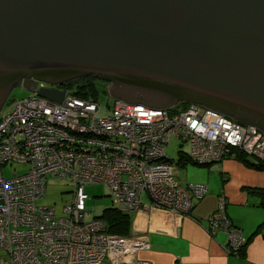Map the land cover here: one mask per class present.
I'll return each instance as SVG.
<instances>
[{
	"label": "built area",
	"instance_id": "1",
	"mask_svg": "<svg viewBox=\"0 0 264 264\" xmlns=\"http://www.w3.org/2000/svg\"><path fill=\"white\" fill-rule=\"evenodd\" d=\"M55 88L64 92L60 103L33 93L0 110V264H149L137 257L150 249L145 236L105 233L97 217L85 220L87 184H106L125 212L140 208L145 197L157 209L189 214L207 188L175 179L178 160L165 153L171 138L187 143L185 155L197 164L239 154L264 159V131L202 105L155 109L107 94L106 114L97 98ZM13 163L27 169L6 178L2 168ZM48 174L72 182L60 216L37 203ZM217 200L207 228L225 232L228 250L240 252L241 230L227 218L225 195Z\"/></svg>",
	"mask_w": 264,
	"mask_h": 264
},
{
	"label": "water",
	"instance_id": "2",
	"mask_svg": "<svg viewBox=\"0 0 264 264\" xmlns=\"http://www.w3.org/2000/svg\"><path fill=\"white\" fill-rule=\"evenodd\" d=\"M85 75L264 131V0H0V110L17 86L60 103L55 86Z\"/></svg>",
	"mask_w": 264,
	"mask_h": 264
},
{
	"label": "crops",
	"instance_id": "3",
	"mask_svg": "<svg viewBox=\"0 0 264 264\" xmlns=\"http://www.w3.org/2000/svg\"><path fill=\"white\" fill-rule=\"evenodd\" d=\"M214 170L191 182L178 179L184 185L199 183L207 187L189 214L157 209L147 199L149 204L130 212L129 235L145 236L150 243V249L141 251L138 258L149 264H264V227H259L264 209L254 191L264 188V171L230 158L218 162ZM221 194L226 198L227 218L241 230L242 255L228 250L225 232L210 234L207 228V217L217 208Z\"/></svg>",
	"mask_w": 264,
	"mask_h": 264
},
{
	"label": "rangeland",
	"instance_id": "4",
	"mask_svg": "<svg viewBox=\"0 0 264 264\" xmlns=\"http://www.w3.org/2000/svg\"><path fill=\"white\" fill-rule=\"evenodd\" d=\"M96 86L98 91L97 100L103 103L104 112L107 114L109 112V108L106 103L109 102L110 104L111 99L109 97H112L108 93L109 97L106 94L108 84L106 81H98ZM31 94L33 93L23 86L14 87L9 96L10 99L7 100L5 104H7L10 100L24 98ZM178 151L187 153L189 151V145L185 142L182 143L179 139L171 138L165 148L166 156L170 159L176 160ZM217 165L218 163H213L211 166H198L188 162L186 165L175 167V179H180L183 182H191L192 180L205 175L207 172H216L214 169ZM26 169L27 167L24 165L13 163L12 165L8 164L4 166L2 168V172L6 178H10L13 173L22 174L26 171ZM85 187L88 194V199L86 201L88 209L84 214L85 220H92L95 216H99L105 207L112 205V200L109 196L110 189L104 183L87 184ZM72 189V182L68 176L60 177L48 174L46 176L44 194L42 198L37 200V203L43 206L52 207L57 216L63 215V206L67 201L72 199ZM145 199L146 198L144 197L143 203L149 204V201L146 202ZM119 210L123 211L121 209ZM96 220H99L103 226L105 225V229H102V231L107 233L108 230L104 220L101 217H97Z\"/></svg>",
	"mask_w": 264,
	"mask_h": 264
},
{
	"label": "trees",
	"instance_id": "5",
	"mask_svg": "<svg viewBox=\"0 0 264 264\" xmlns=\"http://www.w3.org/2000/svg\"><path fill=\"white\" fill-rule=\"evenodd\" d=\"M98 81H102V80L93 75H85V76H80L77 78L70 79L64 82L62 85L68 88H72L73 93H75L78 96L97 98L98 91H97L96 85ZM107 93L108 92L106 89V94ZM9 99L10 98H8V100ZM185 105H187V102H179L176 105V107L185 106ZM175 108H172L170 110H174ZM177 160H178L177 164L179 166L186 165L188 162L198 165V166H209L208 164H197L193 162L192 160H189L188 157H186L185 153H182L181 151H178ZM237 160H240L241 162H243L246 166L250 168H253L259 171H264V159L255 161L254 159H251L248 156H245V154H239ZM85 191H86V187H85ZM254 191L260 197L259 205L264 209V188H260ZM109 196L111 197L110 194ZM95 217H101L104 220L108 232L117 233L120 235H129L131 232L130 212L120 211L118 207L113 204V202L111 206L105 207L103 211L101 212V214ZM259 227L260 228L264 227V219ZM240 252H239V255H242Z\"/></svg>",
	"mask_w": 264,
	"mask_h": 264
},
{
	"label": "flooded vegetation",
	"instance_id": "6",
	"mask_svg": "<svg viewBox=\"0 0 264 264\" xmlns=\"http://www.w3.org/2000/svg\"><path fill=\"white\" fill-rule=\"evenodd\" d=\"M106 83L109 84L107 81H106ZM42 85H46V84L41 83V82L38 83V86H42Z\"/></svg>",
	"mask_w": 264,
	"mask_h": 264
}]
</instances>
